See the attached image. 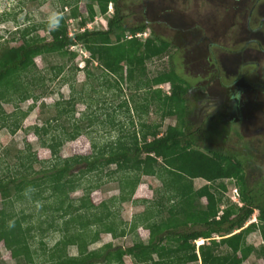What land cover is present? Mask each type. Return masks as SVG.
<instances>
[{
  "label": "trees",
  "instance_id": "16d2710c",
  "mask_svg": "<svg viewBox=\"0 0 264 264\" xmlns=\"http://www.w3.org/2000/svg\"><path fill=\"white\" fill-rule=\"evenodd\" d=\"M91 1L87 5L88 18L81 19L79 32L75 35L70 34L67 17L63 14L58 28L55 25L50 28V21L22 28L14 21V34L18 36L19 44L9 47L8 43L0 42V94L6 96V100H0V119L7 115L5 103H22L34 98L35 86L39 84L38 80L42 81L34 75L37 58L47 62L49 58L60 61L68 57L66 62L53 67L55 77H58L67 63L76 57L71 48L81 45L93 60L100 62L107 72L105 76L115 78L116 86L124 81L125 66L128 70L126 80L133 81L137 65L143 66L145 62L166 54L169 59L173 58L170 53L172 43L153 31L145 41L138 37L151 30L148 21L135 27L125 26L119 0ZM110 3L114 4L115 10L107 19V26L99 30L86 28L96 15L94 4L101 15L106 16ZM8 16L5 13L0 22L13 23V18ZM39 29L47 34L41 36L37 33ZM117 37L122 42L115 41ZM140 51L142 54L139 55ZM91 61L86 62L90 64ZM148 84L145 89L141 82L135 83L137 89L147 91L141 107L148 113L151 100H157L164 116L176 117L175 126L162 132V125L141 121L139 131L127 132L123 137L118 136L116 141L103 145L92 142L89 156L75 155L63 159L59 152L69 138V131L65 129L64 138L52 136L42 141L54 157L47 168L34 173L38 164L36 154L22 150L13 158V176L0 175V243L11 253L13 264H126V257L133 264H243L255 252L252 246L245 245L231 234L236 230H241L244 235L255 230L264 233V200L261 202L255 190L250 188L244 162L238 156L199 143L205 135L213 137L217 134L224 138L229 129L220 123L216 128L214 123L203 134L200 130H192L186 98L191 86L173 66ZM163 84H170V93L157 89ZM72 100L68 105L61 101L44 105L52 108L53 113L44 121L46 128L63 121L66 116L63 108L70 106ZM124 105L126 103L121 106ZM34 107L35 103L20 117L13 114V123L8 126L13 135ZM67 119L72 123L68 115ZM82 119L83 124L76 121L71 128L84 131L87 120ZM131 123L134 126L133 121ZM34 130L40 136L39 132L46 129L34 127ZM109 170L112 171L108 175L117 173L118 195L93 206L90 193L101 186ZM143 177H153L160 182L158 192L162 200L145 204V210L128 225L119 220L118 214L123 203L138 202L134 196ZM196 179L204 180L206 185L195 189ZM230 179L236 181V189L240 191L238 202L233 204L224 198L227 190L224 182ZM79 189L85 194L74 199L71 195ZM31 209L36 211L35 215L26 213ZM254 214L258 223L245 227ZM138 227L149 231L147 242L134 241L127 247L109 243L92 249L100 242L102 234L122 239L128 231L133 232ZM49 230L60 233V239L45 259L36 260L30 240L37 235L46 236ZM214 234L220 237L218 243L212 240ZM200 239L211 242L196 247ZM170 248L176 251L155 258ZM69 249H75V254ZM257 253L264 255V246Z\"/></svg>",
  "mask_w": 264,
  "mask_h": 264
},
{
  "label": "rangeland",
  "instance_id": "374dc122",
  "mask_svg": "<svg viewBox=\"0 0 264 264\" xmlns=\"http://www.w3.org/2000/svg\"><path fill=\"white\" fill-rule=\"evenodd\" d=\"M91 2V0H0V21L5 13L9 18H13V23L0 22V42L8 43L9 47L19 44L18 36L14 34L16 30L14 21L22 25V28L39 25L49 21L48 17L53 12L67 17L69 32L75 35L79 32L81 19L88 18L87 5ZM112 5L111 11L108 7L107 15L102 16L98 6L94 4L95 18L88 22L86 28L89 30L105 28L107 19L115 10L114 4ZM118 6L124 17L125 26L135 27L148 21L151 30L138 36L142 41L151 37L153 31L157 36L172 43L170 53L173 58L169 59V54H166L145 62L143 66L137 65L133 81L126 80L128 70L125 66L124 81L118 86L115 84V78L105 76L107 72L101 67L100 62L93 60L94 58L81 45L71 48L76 57L67 63L64 72L58 77H55L53 67L57 63L63 64L68 57L60 61L55 57L49 58L47 62L37 58V70L34 75L36 79L42 80H38L39 84L34 89V98L38 99L31 98L22 103L4 104L7 117L0 119V175L13 176L15 164L13 158L22 150L36 154L38 164L34 173L47 168L54 157L51 151L43 146L42 141L52 136L64 138L65 129L69 131L67 133L69 138L59 152L63 159L75 155L89 156L92 154V142L103 145L116 141L118 136L123 137L127 132L139 131L141 121L162 125V132L169 126H175L176 117L164 116L157 100H151L148 113L141 107L145 102L147 95L145 87L149 85L148 83L173 66L177 74L191 86L186 98L192 130H200L203 134L210 126H214V123L216 128H219L217 123H220L229 129L224 138L217 134L213 137L205 135L203 139H199V143L224 154L238 156L244 162L250 188L255 190L258 199L263 202L264 0H119ZM165 10L168 12L164 13ZM37 33L41 36L47 34L43 29H39ZM115 41L122 42V39L117 37ZM89 59L92 61L87 64L86 61ZM136 82H141L145 89H137ZM157 89L166 94L171 91L170 84H163ZM238 92L239 97L236 98ZM0 100H6V96L0 94ZM71 100L72 104L63 108L66 115L63 121L54 122L46 128L44 121L52 117L53 113L52 108L44 105H55L58 101L68 105ZM34 103V109L23 119L13 135L8 127L13 123V114L20 117V114L27 113ZM122 103L126 105L121 106ZM67 115L72 123L79 121L80 125L84 123L82 118L85 117L87 122L84 131L71 128L72 123L67 119ZM34 127L46 130H41L40 136H37ZM111 171H107L101 186L90 193V203L93 206H98L101 202L118 195L115 181L117 173L108 175ZM224 183L227 188L224 192L225 200L230 204L237 203L235 200H238L237 195H240V191L237 190L238 193L233 196L235 188H238L236 181L230 179ZM205 185L206 182L202 179L194 181L195 189ZM160 187V182L155 178L143 177L134 196V200L138 202L123 203L118 214L119 220L129 225L136 215L145 210V204L161 201L162 195L158 192ZM84 194V190L79 189L71 196L79 199ZM203 202L206 203L205 200ZM26 213L35 215L36 211L31 209ZM253 221L258 223L255 214L249 220ZM43 228L46 229V225H43ZM52 231L49 230L43 237L34 236L33 233L34 239L30 241L36 260L45 259L47 253L51 252L59 241L60 233ZM231 236L255 249L243 264H264V255L259 256L257 253L264 246V233L255 230L244 235L241 230H236ZM148 240L149 231L144 227H138L133 232L128 231L126 237L122 239L102 234L100 242L93 245L92 249H99L109 243L127 247L134 241ZM212 240L218 243L220 237L214 234ZM206 241L211 242L200 239L196 242V247ZM69 251L75 254V249ZM175 251L173 248L167 249L157 254L155 258L165 257ZM125 263L133 264V261L126 257ZM0 264H13L11 253L3 243H0Z\"/></svg>",
  "mask_w": 264,
  "mask_h": 264
},
{
  "label": "clouds",
  "instance_id": "9594fccd",
  "mask_svg": "<svg viewBox=\"0 0 264 264\" xmlns=\"http://www.w3.org/2000/svg\"><path fill=\"white\" fill-rule=\"evenodd\" d=\"M112 8L113 7V5H112V3H110L109 4V8ZM111 8H110V11H111ZM63 17H62V14H60V13H58V12H53V13H51L50 15H49V17H48V19H49V21L51 22L50 23V25H49V27L51 28L53 25H55L57 28L59 27V22H60V20L62 19ZM236 189V188H235ZM237 190V189H236ZM255 218H256V216H255ZM253 222H255L256 223V221H253ZM253 222H247L246 223V227L249 225V224H251V223H253Z\"/></svg>",
  "mask_w": 264,
  "mask_h": 264
},
{
  "label": "built area",
  "instance_id": "2783aa9c",
  "mask_svg": "<svg viewBox=\"0 0 264 264\" xmlns=\"http://www.w3.org/2000/svg\"><path fill=\"white\" fill-rule=\"evenodd\" d=\"M111 8V7H110ZM138 36H140V35H138ZM236 192L238 193V191L235 189L234 190V192H233V196H234V194H235V196H236ZM238 196V195H237ZM235 202H238V200H235ZM200 244V243H199Z\"/></svg>",
  "mask_w": 264,
  "mask_h": 264
},
{
  "label": "flooded vegetation",
  "instance_id": "af4514ba",
  "mask_svg": "<svg viewBox=\"0 0 264 264\" xmlns=\"http://www.w3.org/2000/svg\"><path fill=\"white\" fill-rule=\"evenodd\" d=\"M168 17H170V15L168 16ZM174 17V16H173ZM177 20V19H176Z\"/></svg>",
  "mask_w": 264,
  "mask_h": 264
}]
</instances>
